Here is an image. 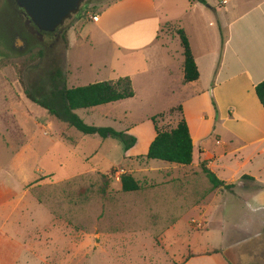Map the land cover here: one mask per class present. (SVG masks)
I'll return each mask as SVG.
<instances>
[{"label": "rangeland", "instance_id": "rangeland-1", "mask_svg": "<svg viewBox=\"0 0 264 264\" xmlns=\"http://www.w3.org/2000/svg\"><path fill=\"white\" fill-rule=\"evenodd\" d=\"M114 1L84 0L55 32L42 33L27 22L16 3L0 0V180L6 184L0 188V201L8 202L6 209L0 204V233L1 220L9 216L4 234L16 238L18 245L33 244L35 255L22 246L3 251L18 254L19 264H179L191 252L210 250H222L232 264H264V196L251 199L239 191L247 196L241 199L227 193L222 224L199 226L189 218L175 227L147 218L164 209L151 206V189L144 182L145 170L164 162L140 159L148 152L155 126L170 131L183 116L194 132L195 124H202L195 135L197 144L203 142L210 153L223 146L216 144L220 134L213 131L209 94L188 99L185 111L180 106L170 110L179 101L176 94L160 88L165 81L155 72L159 67L145 66L144 53L114 50L96 22ZM154 1L162 20L173 2ZM178 30L167 26L158 38L171 53L177 41L180 45ZM149 68L134 75V98L76 111L88 125L135 137L134 158L127 155L121 139L85 136L29 98L31 94L41 99L57 88L130 77ZM137 168L141 190L124 193L121 176L134 175ZM203 177L207 184L198 180L201 190L211 185ZM245 183L250 185L248 192L257 189L255 183ZM27 235L39 242L31 243Z\"/></svg>", "mask_w": 264, "mask_h": 264}, {"label": "crops", "instance_id": "crops-1", "mask_svg": "<svg viewBox=\"0 0 264 264\" xmlns=\"http://www.w3.org/2000/svg\"><path fill=\"white\" fill-rule=\"evenodd\" d=\"M163 1L173 3L164 9L162 20L154 0H115L101 11L96 22L101 24L100 30L112 40L118 54L144 53L142 63L145 66L159 67L155 72L165 81L160 88L176 94L179 101L170 110L180 106L185 111L188 99L209 94L214 111L213 131L221 136L216 144L223 149L210 153L203 142L197 144L195 135L201 131L202 124H195L196 133L187 119L194 143L193 164L178 166L164 162V165L145 170L144 182L152 193L151 206H164L163 211L149 213L147 218L158 220V225L175 227L189 218L199 226L222 224L226 220L223 202L227 193L241 199L264 196V107L256 94V87L264 81V0H206L208 5L191 0ZM167 26L183 29L187 34L200 73L198 81H184L185 58L181 42L180 45L176 42L174 53L159 42V35ZM150 68L129 75L133 86L134 75L141 76ZM112 72L116 75L115 68ZM122 77L126 76H117L115 80ZM155 137L156 131L150 145ZM132 152L133 149L129 150L127 155L130 157ZM204 162L220 180L226 184L239 183L240 189L225 191L214 189L211 184L201 190L198 180L207 181L201 169ZM139 169L133 170L135 178ZM244 176L251 178L245 181L257 185L254 192H248L250 185L245 183ZM2 184L0 180V188ZM3 185L5 188L6 184ZM239 191L247 196H240ZM156 192L159 197L154 196ZM144 200L147 202L146 198ZM0 204L6 209L7 199ZM8 220L9 216L1 220L0 264H19L18 254L3 250L22 246L29 248L32 254L33 244L18 245L16 238L4 234ZM26 237L31 243L39 242L38 237ZM213 251L191 252L179 264H232L224 253Z\"/></svg>", "mask_w": 264, "mask_h": 264}, {"label": "trees", "instance_id": "trees-1", "mask_svg": "<svg viewBox=\"0 0 264 264\" xmlns=\"http://www.w3.org/2000/svg\"><path fill=\"white\" fill-rule=\"evenodd\" d=\"M197 1L208 5L206 0ZM183 48L184 61V81L185 83L196 82L200 78V73L192 52L191 44L187 34L183 29L177 31ZM63 42L67 45V35L63 36ZM256 94L264 107V81L256 87ZM135 97V90L130 77H122L118 80H110L88 84L77 88H57L49 95L41 99L29 94V98L41 108L48 112L51 117L56 118L69 128L75 129L85 136H99L102 139L119 138L125 145L128 152L137 143L135 137H129L125 132H119L110 127H96L88 125L81 119L76 111L89 110L99 106L118 103ZM182 112V107H180ZM152 121L155 123L156 118ZM156 137L149 146L146 156L140 159L161 161L178 166H191L194 159V143L191 136L189 124L185 117H181L176 128L170 131H160L155 126ZM203 173L208 178L214 189L222 188L225 191H232L235 184H226L211 171L206 163L201 164ZM52 177V176H51ZM243 179H251L244 176ZM42 179L39 180V182ZM122 191L124 193L139 192L142 188L141 183L131 173L123 174L120 178ZM213 253H223L222 250H215ZM212 254V253H211Z\"/></svg>", "mask_w": 264, "mask_h": 264}, {"label": "water", "instance_id": "water-1", "mask_svg": "<svg viewBox=\"0 0 264 264\" xmlns=\"http://www.w3.org/2000/svg\"><path fill=\"white\" fill-rule=\"evenodd\" d=\"M84 0H15L42 33L55 32ZM18 46V43H16Z\"/></svg>", "mask_w": 264, "mask_h": 264}, {"label": "flooded vegetation", "instance_id": "flooded-vegetation-1", "mask_svg": "<svg viewBox=\"0 0 264 264\" xmlns=\"http://www.w3.org/2000/svg\"><path fill=\"white\" fill-rule=\"evenodd\" d=\"M12 1L14 3H16L15 0H12ZM17 6H18V4H17ZM18 11H20L26 17L28 23H31L32 24V22L30 21V18H29L28 13L23 8H21V7L18 6Z\"/></svg>", "mask_w": 264, "mask_h": 264}, {"label": "built area", "instance_id": "built-area-1", "mask_svg": "<svg viewBox=\"0 0 264 264\" xmlns=\"http://www.w3.org/2000/svg\"><path fill=\"white\" fill-rule=\"evenodd\" d=\"M96 21H97V17H96Z\"/></svg>", "mask_w": 264, "mask_h": 264}]
</instances>
